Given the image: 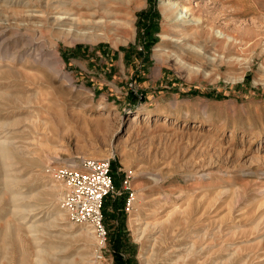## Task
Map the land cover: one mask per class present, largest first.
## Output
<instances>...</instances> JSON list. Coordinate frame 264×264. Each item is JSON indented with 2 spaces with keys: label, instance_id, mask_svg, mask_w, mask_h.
I'll return each mask as SVG.
<instances>
[{
  "label": "rangeland",
  "instance_id": "rangeland-1",
  "mask_svg": "<svg viewBox=\"0 0 264 264\" xmlns=\"http://www.w3.org/2000/svg\"><path fill=\"white\" fill-rule=\"evenodd\" d=\"M76 1L13 0L8 10L46 28L62 16L67 29L75 12L89 17L98 6ZM168 3L178 17H166ZM101 4L92 17L106 22L101 39L49 27L7 34L2 56L14 61L0 67V140L19 149L10 166L0 160V264H37L42 244L59 252L44 264H119L118 255L129 264H264V0ZM150 6L158 41L144 51L139 16ZM78 157H110L116 188L134 175L132 209L109 207L103 259L49 173Z\"/></svg>",
  "mask_w": 264,
  "mask_h": 264
},
{
  "label": "built area",
  "instance_id": "built-area-1",
  "mask_svg": "<svg viewBox=\"0 0 264 264\" xmlns=\"http://www.w3.org/2000/svg\"><path fill=\"white\" fill-rule=\"evenodd\" d=\"M49 173L63 186L61 206L67 217L76 224H87L93 229L98 240L96 255L103 259L109 241L105 200L109 195L126 196L125 210H131L136 199L134 175L127 172L121 186L116 188L110 157H78Z\"/></svg>",
  "mask_w": 264,
  "mask_h": 264
},
{
  "label": "bare ground",
  "instance_id": "bare-ground-1",
  "mask_svg": "<svg viewBox=\"0 0 264 264\" xmlns=\"http://www.w3.org/2000/svg\"><path fill=\"white\" fill-rule=\"evenodd\" d=\"M13 2V0H1V2L5 3L6 7H7V11H4L6 9V7H4L3 5H1L2 3H0V19L2 21H0V67L4 64H9L11 62L14 61V58L13 56L10 54V55H6V56H2L4 53L8 52L9 51V47H10V42L7 41L8 40V32L9 30H11L12 28H18V29H23L25 30V34H27V31L29 32V30H34L37 32H39V34H43L46 30H48V27L50 29V31L52 30H55L57 29L58 33L62 34V35H71V36H74L75 39H84V40H87V41H92V40H96V39H101L104 37V32H100L98 33L96 30L97 29H101L102 26H105V23L106 22H103V21H97L95 20L94 18H92L93 16H97L95 15L96 12L99 10V9H102V8H99V4H101V0H95V3L98 5L96 7V9L91 12V15L89 17H87L86 15H84L83 13H79V12H75V21H72L70 20L72 26H74L75 24V27H69L67 29H64V24L66 23V18L62 17V16H57L55 18V22H53L52 24V27L48 25V27L46 28V23H44L43 19L39 18L38 20L35 18V15H32L33 17L32 18H29V16L25 13H22V14H17L15 15V12L12 11L10 12L8 10V7H9V3L10 2ZM78 2V3H77ZM113 2V1H112ZM21 3V2H20ZM92 3V2H91ZM90 1L89 0H81L80 2L79 1H76V4L80 5V6H89L91 5ZM103 3V1H102ZM102 5V4H101ZM106 8V7H104ZM82 9V8H81ZM88 9V7H87ZM90 10V9H89ZM163 10H164V13L166 15V17L168 19H173V18H176L178 17V9L177 7L174 5V4H171V3H168L167 5H165V7H163ZM27 11V10H26ZM109 12V11H108ZM87 13V11H86ZM100 14V13H99ZM18 17V18H17ZM35 18V19H34ZM69 22V21H68ZM50 24V23H49ZM55 25V27H54ZM83 27V28H81ZM20 31V30H19ZM73 31V33H72ZM23 32V31H21ZM20 32V33H21ZM32 32V31H31ZM29 35V34H28ZM31 35H33V32L31 33ZM11 37V36H10ZM25 37V36H24ZM35 37V35H34ZM7 41V42H6ZM19 49V48H18ZM207 50V49H206ZM159 51H162V48L159 49ZM18 52V51H16ZM15 52V53H16ZM207 52V51H206ZM194 54H196L197 56H199V53L198 52H193ZM183 56H181V54H179V56L176 57L177 60L181 59L182 60ZM2 59V60H1ZM6 68V67H5ZM12 68V67H10ZM3 69V68H2ZM8 69V68H6ZM11 69L8 70V72L10 71ZM12 71V70H11ZM1 73V72H0ZM1 91V90H0ZM3 92V91H2ZM4 94V92H3ZM1 95V93H0ZM12 96V95H11ZM16 96V95H15ZM17 99V97H14V99ZM12 99H13V96H12ZM30 101V100H28ZM95 116V115H93ZM18 122V121H17ZM16 121L12 123V125H16L18 124ZM165 123V122H164ZM6 125V123H4ZM7 126V125H6ZM1 127V126H0ZM11 138V137H10ZM7 139V138H6ZM4 139V140H6ZM1 141L0 140V160H2V164H1V167H4V165H9L10 164H13L11 162H13L12 160L15 159V152L18 148L17 145H15L12 141L10 142H7V141ZM9 140V139H8ZM27 146V145H26ZM60 146V145H59ZM55 147V146H54ZM23 148V147H22ZM59 148V147H58ZM24 149V148H23ZM63 149V148H62ZM55 152H57V148H54ZM61 151V150H60ZM19 152V151H18ZM21 152V151H20ZM19 152V153H20ZM54 152V153H55ZM64 152V151H63ZM22 153V152H21ZM52 153V152H51ZM56 155V154H55ZM25 156V155H24ZM54 156V155H53ZM57 156V155H56ZM20 158V156H18ZM52 157V156H51ZM60 157V156H59ZM22 158V157H21ZM24 158V157H23ZM47 158V157H46ZM57 158V157H56ZM17 159V158H16ZM43 159V158H42ZM55 159V158H54ZM41 160V159H39ZM72 160V159H71ZM43 161V160H42ZM73 162V161H72ZM32 163V162H31ZM8 167V166H7ZM5 169V168H4ZM56 169V168H54ZM6 171V170H5ZM10 181V179H9ZM7 182L8 185L10 186H13V184L11 182ZM222 193V192H221ZM217 194V193H216ZM16 197V196H15ZM14 198V197H13ZM182 209V208H181ZM179 210V209H178ZM181 211V210H180ZM174 213V212H173ZM64 213H62L61 215H63ZM171 214V213H170ZM24 217V216H22ZM142 219V218H141ZM10 224V221H8ZM12 222V221H11ZM148 222V221H147ZM140 223V222H139ZM144 223V222H143ZM7 224V225H8ZM12 227V226H11ZM31 227H33V225H31ZM8 228V226H7ZM10 229V227H9ZM143 229V228H142ZM141 229V230H142ZM146 229H143L142 232L144 233ZM10 231H12L10 229ZM139 231V229H138ZM94 232V231H93ZM11 233H14V232H11ZM10 233V234H11ZM83 233V232H82ZM85 233V232H84ZM86 233H88V236L90 237L91 235V230H90V233H89V230L86 231ZM9 235V234H8ZM40 237V236H39ZM11 238V237H10ZM15 238V237H14ZM38 241V239L36 240V242ZM39 243V241H38ZM44 243V242H43ZM41 245V244H39ZM37 248V247H36ZM52 250H49L45 247H43V244L42 246H40L38 248V253L34 252L35 253L34 255H38V260H37V264H44V262L47 260L46 258L49 256V255H52V257L55 258H58L56 256V254H58V249L55 247V246H52L51 247ZM160 251V250H159ZM153 252L154 249H153ZM191 252V251H190ZM8 253V252H7ZM154 254V253H153ZM191 254V253H190ZM37 255L35 257H37ZM48 255V256H47ZM31 258H32V255H30ZM47 256V257H46ZM159 256V254H158ZM186 257V256H185ZM85 258V257H84ZM151 258V257H150ZM187 258V257H186ZM53 259V258H52ZM62 257L61 259L59 258V261L61 260L62 261ZM31 260V259H30ZM49 260V259H48ZM185 260V258H184ZM51 261V260H49ZM58 261V260H57ZM84 261V260H82ZM81 261V262H82ZM29 262V260H28ZM87 262V260H86ZM145 262V261H144ZM186 262V261H185ZM35 263V262H34ZM64 263V261L62 262ZM180 263V262H179ZM76 264H79V263H76ZM198 264V263H197Z\"/></svg>",
  "mask_w": 264,
  "mask_h": 264
},
{
  "label": "trees",
  "instance_id": "trees-1",
  "mask_svg": "<svg viewBox=\"0 0 264 264\" xmlns=\"http://www.w3.org/2000/svg\"><path fill=\"white\" fill-rule=\"evenodd\" d=\"M159 17V13L156 10L155 7L150 6L148 9L143 10L140 13L139 16V23L141 28L143 29L140 40L143 44L144 51L150 50L151 45L158 41V37L155 35L156 32L159 30L157 19ZM134 48L133 45H131L126 50H130ZM131 51V50H130ZM128 58L130 56H127ZM130 59V58H129ZM250 81V75H247V82ZM115 185L118 184V180L114 177ZM125 202H126V196H122L120 198L118 197H112L107 196L105 200V217L106 220L108 219V210L109 207L112 206L113 208L117 209L118 211H122L123 214H125L127 211L125 210ZM117 260L119 264H129V261H126L124 257L118 255Z\"/></svg>",
  "mask_w": 264,
  "mask_h": 264
}]
</instances>
